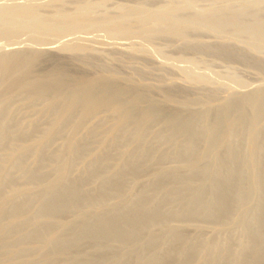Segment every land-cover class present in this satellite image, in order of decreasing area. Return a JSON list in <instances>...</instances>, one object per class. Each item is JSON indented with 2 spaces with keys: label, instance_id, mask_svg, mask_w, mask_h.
Segmentation results:
<instances>
[{
  "label": "rangeland",
  "instance_id": "1",
  "mask_svg": "<svg viewBox=\"0 0 264 264\" xmlns=\"http://www.w3.org/2000/svg\"><path fill=\"white\" fill-rule=\"evenodd\" d=\"M83 80L116 88L112 97L132 117L110 101L69 108L68 98L54 96L80 91ZM258 92L264 0H0V264H67L56 256L62 247L76 255L74 264H264V233L257 242L250 235L264 212ZM252 103L263 105L259 113ZM184 115L192 137L163 120ZM206 119L217 140H207ZM194 156L187 166L183 159ZM232 164L249 179L233 184L223 214L214 217L196 197L206 187L178 185L179 177ZM247 188L252 195L244 200ZM77 189L85 194L75 208L48 222L49 205ZM139 204L171 229L151 224L156 236L137 238V256L113 242L100 249L107 243H93L92 230L73 244V232L88 224L119 218L127 225ZM88 206L94 212L83 213Z\"/></svg>",
  "mask_w": 264,
  "mask_h": 264
},
{
  "label": "bare ground",
  "instance_id": "2",
  "mask_svg": "<svg viewBox=\"0 0 264 264\" xmlns=\"http://www.w3.org/2000/svg\"><path fill=\"white\" fill-rule=\"evenodd\" d=\"M83 82H84V87L80 89L81 92L77 91V90L72 91L70 93H67V92H64V91H54L53 92L54 96L58 100L59 99L68 98L69 99V105H70L69 108H75L77 106H83V107H90V106H94V105L101 106V105H104L105 103H107L108 101H110V105H111L110 108L113 111L118 112L120 114L122 113L124 119L132 117L131 116V112H132L131 109L132 108L130 109L128 107V105H126V104H124V103L120 102L119 100L114 99L112 97L114 92L117 91L116 88L112 89V90H107L108 88L105 89L103 87L104 83L101 82L95 87V89H93V88H91V85H90L89 81L83 80L81 83H83ZM112 87H114V86H112ZM121 88H120V91H121ZM50 92H48V94ZM135 92L136 91H134L133 93H135ZM257 96H260L261 98L259 97L260 98L259 100L260 101L262 100L263 103H264V92H258ZM139 97H141V96L134 95L135 99H138ZM121 99H123V98H121ZM252 104H253L252 107L254 108L255 113H259L261 111L263 105H257V104H254V103H252ZM158 105H160V104H158ZM139 106H141V105H139ZM147 108H148V106H147ZM156 111H157V109H156ZM141 113H142V111H141ZM151 114H152V111L150 109V111L148 110L147 113L145 114L146 118L147 117L149 118ZM140 116H141V114H140ZM221 116H223V115L221 114ZM208 118H209V116H208ZM223 118H224V116H223ZM189 119L190 118H188L187 116L184 115L183 118L179 117V116H177V117H170L169 116V117H167V118H165L163 120H166L168 123L174 124L175 128L179 129L178 132H181V133L183 132L184 135H188V136L192 137L195 132L193 131L194 130L193 126L189 125L190 122H191V121H189ZM191 119H193V118H191ZM215 119H222V117L218 116ZM254 119H256V115H255ZM144 120L145 119H143V121ZM181 120H183V121L181 122ZM206 121H207V119L204 122V127L208 128V129H211V130H209L210 133L207 135V140L208 141L217 140V134H214V133H218L219 132V131H217V127H214L213 122H212L211 125L210 124L208 125L209 121H208V123ZM183 134H181V135H183ZM218 157L219 156H217L216 159L218 161H220L218 159ZM219 158H221V157H219ZM197 159H198V157H196V156H194L192 158L185 157L183 159V161H184L185 164H187V166H193L194 163L197 161ZM243 159H244V162H246L248 160V157H247V159L246 158H243ZM253 159L254 158L251 157L249 159V161H252ZM221 161H222L221 163L224 162V164L225 163L228 164V162H229L227 160H225V161L221 160ZM215 162L218 163L217 161H215ZM224 164H222V165L224 166ZM136 167L138 168L137 165H136ZM131 168L132 169H137V168H135L133 166H131ZM89 170H91V168ZM171 170H173V169H171ZM91 171H93V170H91ZM134 171L135 170H133V172ZM210 172H211V175H210ZM210 172H208L206 174L202 173L201 175L198 174V173H195L193 176H190V178H188L186 181L182 177L177 176V177H179L178 178L179 179V184L178 183H176V184L182 185L185 182V185H186V184H188L186 182H189V183L191 182L190 184H192V182H195V183H198V185H200L201 188L206 187V191L205 192H201V190H198V192H196V197H201L202 198V202L206 203V205L209 208V210H211V212L214 213L213 214V216H214L217 213H220V212H222L224 210H226V211L228 210V207H229V202L228 201L232 200V195L230 196V194H231V192L233 190V184L237 185V183L242 178L249 179L247 177V176H249V174L240 172V170L238 172H235V166H233V164L231 166H228L227 169H225L223 171H220L219 169H217L213 173H212V171H210ZM164 176H168V178H170L169 176H173V174L172 173H165ZM210 180H212L214 184H212L210 182ZM219 180H221V181H229V183H228L227 186L218 187L217 184H218ZM52 184H53V182L50 181L48 185L52 186ZM164 185H163V187L165 189V187L167 185H165V186ZM256 188L257 187H254L253 189L255 190ZM119 189H121V188L119 187L117 191H119ZM167 189H169V187ZM161 191H163L162 188H161ZM123 192H125V190H123ZM163 192H167V190L166 191L164 190ZM84 194L85 193L83 191H81V189H79V190L77 189V190H74V191L71 192V197H70L69 201L64 202V203H60V204H50L49 208L52 209L54 212L47 218L48 222H53L54 221L55 223H57L56 220L58 219V216H56V215H58V213H60V212H69V211L73 210L75 208V205H76L77 201L80 200L81 197H83ZM123 194L124 193H122L121 195H123ZM251 195H252V188H247V189L244 190V192L240 196L243 197V199L245 200V199L250 198ZM88 202L89 201H87L86 203H88ZM84 206H86V204ZM92 211H93V208H91L90 206H88V208L86 210L82 209L83 213H85V212H89L90 213ZM220 214H223V212L220 213ZM258 216H259V219L262 218L260 229H259V231H257V230L256 231H251V233H250V235L252 236L251 239L253 241H255V242H257L260 239V235L264 233V212L261 210L260 213L258 212ZM115 220H116V222H121V223L118 226H115L114 223H113ZM127 221H128L127 225H122L124 223V220L121 221V219H119V218L118 219H116V218L112 219L110 222L109 221H98L97 223L88 224L85 227H83L81 230L79 229V230L73 232V234H72L73 244L76 245L77 243H79L82 240L86 239L88 237V235H87L88 232H90V230H92L93 235L91 236V240H92L93 243H95V244L107 243V245L99 247L100 249H108V248H110L108 246V244L110 242H113L115 244L114 250L124 246V247H127V249H128L130 254H135L137 256V251H138V249H139V247L141 245V242H142L141 240L139 241L137 238L141 234L143 235V237L146 240L150 239V238H154L156 236V234L154 232H152L151 229L149 228L151 224L155 223L156 226L158 225L159 230H170L171 229V227H169L168 223L162 217H157L155 215L148 214L145 211V208L142 205H140V204L137 205V207L135 208L133 214L128 216ZM231 223H232V221H231ZM244 228L247 229V230L250 229L249 225L246 222H244ZM58 240L59 239H57L56 241H58ZM202 241L200 242V244H202ZM206 244H208V243L206 242ZM258 244L260 245V247L261 246L264 247V243H263V245H262V243H258ZM204 245H205V243H204ZM257 248L260 249L259 247H257ZM259 252H261V251H259ZM253 254L258 256L259 253L257 252V254L256 253H253ZM56 256L59 259H63L65 261H68L67 264H74L77 261L76 255H70L69 252L64 247H62L61 249L58 250ZM151 256L152 255L148 256V261H150V262H152V257ZM254 257L256 258V256H254ZM259 260L257 262H261V260L260 261ZM247 262H249V261H247Z\"/></svg>",
  "mask_w": 264,
  "mask_h": 264
}]
</instances>
